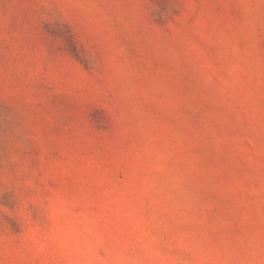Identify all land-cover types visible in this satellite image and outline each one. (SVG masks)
Masks as SVG:
<instances>
[{
	"label": "rangeland",
	"instance_id": "rangeland-1",
	"mask_svg": "<svg viewBox=\"0 0 264 264\" xmlns=\"http://www.w3.org/2000/svg\"><path fill=\"white\" fill-rule=\"evenodd\" d=\"M0 264H264V0H0Z\"/></svg>",
	"mask_w": 264,
	"mask_h": 264
}]
</instances>
